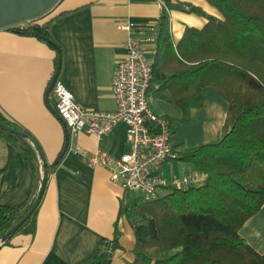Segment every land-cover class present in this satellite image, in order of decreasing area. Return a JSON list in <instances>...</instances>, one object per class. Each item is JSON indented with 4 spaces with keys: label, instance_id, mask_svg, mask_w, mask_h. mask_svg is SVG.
Wrapping results in <instances>:
<instances>
[{
    "label": "crops",
    "instance_id": "obj_1",
    "mask_svg": "<svg viewBox=\"0 0 264 264\" xmlns=\"http://www.w3.org/2000/svg\"><path fill=\"white\" fill-rule=\"evenodd\" d=\"M180 1L222 18L206 0ZM50 10L49 16L64 12L49 26L60 49L57 78L81 106L114 110V66L125 56L127 38V32L117 28L116 23L125 19L135 23L133 34L141 40L146 57L153 63L160 2L58 0ZM206 20L195 13L171 10L173 42L177 43L186 25L201 27ZM56 52L34 37L0 28V113L35 138L46 162L59 158L64 150L46 179L34 233L15 232L8 244L0 245V264H76L94 252L103 237L112 235L114 224L120 232V247L113 251L110 264H129L133 260L134 234L126 217L118 216V204L125 193L133 197L137 194L124 191L113 182L107 167L89 165L80 153L65 150L66 127L52 108L50 93L49 106L45 101L47 86L56 72ZM202 92V104L190 108L184 120L181 108L169 99L168 90H164L166 98L149 94L150 109L170 121L177 155L192 147L215 143L221 137L227 102L211 85L204 86ZM125 132L126 125L118 122L102 136L79 132L71 142L87 154L103 151L116 157L129 149ZM35 153V164L41 172L36 150ZM192 170L188 162L177 156L162 165L160 174L170 182ZM34 182L33 166L19 143L0 134V204L23 205L33 193ZM239 233L254 250L264 253V202L242 223Z\"/></svg>",
    "mask_w": 264,
    "mask_h": 264
},
{
    "label": "trees",
    "instance_id": "obj_2",
    "mask_svg": "<svg viewBox=\"0 0 264 264\" xmlns=\"http://www.w3.org/2000/svg\"><path fill=\"white\" fill-rule=\"evenodd\" d=\"M206 1L222 18L189 2L160 0L157 50L148 94L166 98L164 90H168L169 99L181 108L184 120L190 108L202 104L203 87L213 86L227 102L222 134L215 143L192 147L178 155L193 170L205 174L202 183L186 187L167 183L159 197L151 200L124 194L118 216L129 221L135 240L129 264H264V253L254 250L239 233L242 223L264 202V0ZM173 9L207 20L201 27L186 25L174 43L169 24ZM50 11L7 29L55 48L56 71L60 49L49 26L64 12L49 16ZM0 121L27 133L37 143L26 129L1 113ZM0 134L19 143L30 159L35 179L26 203L0 204L2 245L10 240H1L2 235L33 202L43 170L48 177L60 154L52 162L38 156L39 172L28 139L2 128ZM36 211L16 232L34 233ZM119 236L114 224L112 235L103 237L99 247L76 264H110L113 251L120 247Z\"/></svg>",
    "mask_w": 264,
    "mask_h": 264
},
{
    "label": "built area",
    "instance_id": "obj_3",
    "mask_svg": "<svg viewBox=\"0 0 264 264\" xmlns=\"http://www.w3.org/2000/svg\"><path fill=\"white\" fill-rule=\"evenodd\" d=\"M116 26L127 32V38L125 56L118 59L114 66V110L83 107L60 79L56 78L52 85L50 95L54 100L53 107L67 130L65 150L80 153L89 165L107 167L113 182L119 183L124 191L135 192L142 200L159 197L167 183L177 187L202 183L205 174L196 170L187 171L170 182L162 178V165L178 155L173 146L170 121L155 114L149 107L152 61L146 57L141 40L133 34V21L120 20ZM118 122L126 125L125 140L129 145V149L119 156L103 151L87 154L71 142L79 132L102 136Z\"/></svg>",
    "mask_w": 264,
    "mask_h": 264
},
{
    "label": "water",
    "instance_id": "obj_4",
    "mask_svg": "<svg viewBox=\"0 0 264 264\" xmlns=\"http://www.w3.org/2000/svg\"><path fill=\"white\" fill-rule=\"evenodd\" d=\"M58 0H0V28L9 27L24 21H28L34 18H37L47 11H49ZM58 76V71L54 73L52 76L46 92H45V101L47 105L49 106V93L52 88V85L55 81V79ZM0 128L15 134L16 136L28 139L31 145L36 150L38 156L41 160L44 159V155L38 146L36 142L33 141V139L25 132H22L14 127H11L10 125H7L0 121ZM64 150L60 153H62ZM44 166V163H43ZM46 171L43 170L38 190L35 195V198L33 202L31 203L29 209L25 213V215L19 219L16 223H14L1 237V240H6L11 235H13L17 229L20 227V225L31 215V213L37 208L40 199L42 197L45 184H46Z\"/></svg>",
    "mask_w": 264,
    "mask_h": 264
}]
</instances>
